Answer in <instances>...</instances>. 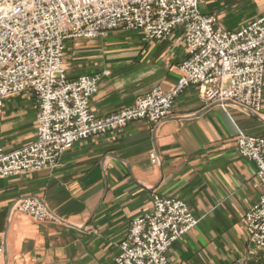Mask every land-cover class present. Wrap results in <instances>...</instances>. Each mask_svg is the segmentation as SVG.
<instances>
[{"label":"crops","instance_id":"crops-1","mask_svg":"<svg viewBox=\"0 0 264 264\" xmlns=\"http://www.w3.org/2000/svg\"><path fill=\"white\" fill-rule=\"evenodd\" d=\"M211 1L201 8L216 14L221 24L225 12L247 0ZM263 13L259 5L226 28ZM75 41L81 42L74 55L65 58L69 77L100 76L91 100L98 116L133 106L156 86L174 87L188 55L182 28L160 41L116 30L72 40L67 50ZM38 112L33 93L6 99L2 132L7 150L36 140ZM241 132L264 136V103L260 113L210 104L201 87L192 85L159 126L132 122L75 143L55 167L1 179L0 264H117L121 241L134 218L152 208L155 193L186 201L200 219L171 246L174 264H264L243 224L262 189L257 164L239 153ZM27 196L42 198L58 220L37 221L13 211V204Z\"/></svg>","mask_w":264,"mask_h":264},{"label":"built area","instance_id":"built-area-1","mask_svg":"<svg viewBox=\"0 0 264 264\" xmlns=\"http://www.w3.org/2000/svg\"><path fill=\"white\" fill-rule=\"evenodd\" d=\"M210 0H9L0 10V180L58 165L75 143L117 131L135 121L161 125L192 85L207 103H227L260 113L264 103V13L237 29L224 28L201 5ZM185 33L187 57L171 89L159 85L133 106L98 116L91 100L99 75L69 77L65 62L72 40L105 37L116 30L142 32L147 41ZM33 93L39 104L36 140L7 150L3 108L7 98ZM239 153L257 164L262 195L243 218L250 239L264 255V136L241 132ZM13 211L37 221H57L36 196L18 199ZM182 199L155 193L152 208L134 218L120 243L117 264H174V242L198 226ZM239 264V263H237Z\"/></svg>","mask_w":264,"mask_h":264},{"label":"rangeland","instance_id":"rangeland-1","mask_svg":"<svg viewBox=\"0 0 264 264\" xmlns=\"http://www.w3.org/2000/svg\"><path fill=\"white\" fill-rule=\"evenodd\" d=\"M211 3H212V1L210 0V2L209 1L206 2L205 5H208V4L211 5ZM259 5L263 6L264 0H247L246 3H244L243 5L241 4L240 7L230 8L229 9L230 11L225 12V15L223 14L224 17L221 19L222 26L224 28H226V26H233V21L236 20V23H237L240 20L245 19L246 17H248L249 12L252 9H254L255 7L257 8V6H259ZM251 20H253V19H251ZM251 20H249V21H251ZM249 21H247V22H249ZM245 23H242L240 26H242ZM235 29H237V28H235ZM80 42L81 41H75L69 46V48L67 50V54H66L67 61L70 58H72V56L74 55L76 48L78 46L77 43H80Z\"/></svg>","mask_w":264,"mask_h":264},{"label":"water","instance_id":"water-1","mask_svg":"<svg viewBox=\"0 0 264 264\" xmlns=\"http://www.w3.org/2000/svg\"><path fill=\"white\" fill-rule=\"evenodd\" d=\"M9 0H0V6L6 4Z\"/></svg>","mask_w":264,"mask_h":264},{"label":"bare ground","instance_id":"bare-ground-1","mask_svg":"<svg viewBox=\"0 0 264 264\" xmlns=\"http://www.w3.org/2000/svg\"><path fill=\"white\" fill-rule=\"evenodd\" d=\"M5 6H6V4L0 6V10H2Z\"/></svg>","mask_w":264,"mask_h":264}]
</instances>
